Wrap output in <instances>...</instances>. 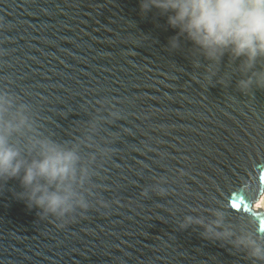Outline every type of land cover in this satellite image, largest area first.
<instances>
[{
  "label": "water",
  "instance_id": "water-1",
  "mask_svg": "<svg viewBox=\"0 0 264 264\" xmlns=\"http://www.w3.org/2000/svg\"><path fill=\"white\" fill-rule=\"evenodd\" d=\"M252 71L140 0H0V91L30 125L9 142L25 160L38 140L73 147L88 173V207L63 218L0 177V264H264L232 244L264 231L245 203L264 184V85L239 87ZM217 219L231 236L203 235Z\"/></svg>",
  "mask_w": 264,
  "mask_h": 264
},
{
  "label": "clouds",
  "instance_id": "clouds-1",
  "mask_svg": "<svg viewBox=\"0 0 264 264\" xmlns=\"http://www.w3.org/2000/svg\"><path fill=\"white\" fill-rule=\"evenodd\" d=\"M141 9L150 8L166 14L168 26L176 29L204 55L216 58L229 52L235 58H243L244 67L253 69L251 74L239 81L241 89L254 83L264 85V68L255 69L264 58V0H140ZM176 46V41H171ZM12 99L0 91V177L19 179L26 190V198L32 206L43 213L58 218L70 215L76 209H86L88 201L81 189L87 178V169L80 165V156L73 147H65L50 140H38L37 154L30 160L21 157L20 150L9 142V137L23 127L30 126L21 106L9 114ZM264 205V184H258L254 197L245 203ZM259 211V209H257ZM193 221L185 217L181 227ZM220 220L204 226L205 237H229L230 230L217 231ZM257 239L241 235L233 239V247L246 250L254 261L264 262V245Z\"/></svg>",
  "mask_w": 264,
  "mask_h": 264
},
{
  "label": "bare ground",
  "instance_id": "bare-ground-1",
  "mask_svg": "<svg viewBox=\"0 0 264 264\" xmlns=\"http://www.w3.org/2000/svg\"><path fill=\"white\" fill-rule=\"evenodd\" d=\"M255 207H260V208H264V205H260L259 202H257V204L254 205Z\"/></svg>",
  "mask_w": 264,
  "mask_h": 264
},
{
  "label": "built area",
  "instance_id": "built-area-1",
  "mask_svg": "<svg viewBox=\"0 0 264 264\" xmlns=\"http://www.w3.org/2000/svg\"><path fill=\"white\" fill-rule=\"evenodd\" d=\"M255 205V204H254ZM255 207V206H254ZM260 208V207H259ZM264 210V208H262Z\"/></svg>",
  "mask_w": 264,
  "mask_h": 264
}]
</instances>
